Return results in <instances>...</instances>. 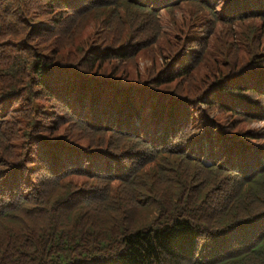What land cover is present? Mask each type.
<instances>
[{
    "label": "trees",
    "instance_id": "trees-1",
    "mask_svg": "<svg viewBox=\"0 0 264 264\" xmlns=\"http://www.w3.org/2000/svg\"><path fill=\"white\" fill-rule=\"evenodd\" d=\"M0 264H264V0H0Z\"/></svg>",
    "mask_w": 264,
    "mask_h": 264
},
{
    "label": "rangeland",
    "instance_id": "rangeland-1",
    "mask_svg": "<svg viewBox=\"0 0 264 264\" xmlns=\"http://www.w3.org/2000/svg\"><path fill=\"white\" fill-rule=\"evenodd\" d=\"M162 27H163V25H162Z\"/></svg>",
    "mask_w": 264,
    "mask_h": 264
}]
</instances>
